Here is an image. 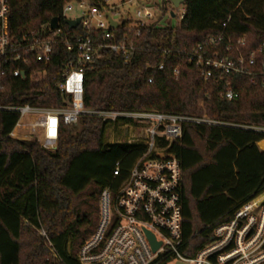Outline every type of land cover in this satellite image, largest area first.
Here are the masks:
<instances>
[{"label":"trees","instance_id":"16d2710c","mask_svg":"<svg viewBox=\"0 0 264 264\" xmlns=\"http://www.w3.org/2000/svg\"><path fill=\"white\" fill-rule=\"evenodd\" d=\"M80 1L101 2L9 0L11 40L22 44L33 32H48L54 18L65 34L77 32L62 13L67 3ZM154 1L160 18L171 1ZM182 6L180 26L157 21L141 30L129 64L108 52L87 66L84 99L92 112H158L217 123L184 124L182 138L159 155L181 162L184 238L198 251L215 226L264 195V132L254 130L264 128V86L231 76L238 98L228 101L225 84L205 81L186 53L221 33L234 41L245 37L247 53L257 49L264 43V0H186ZM72 60L74 54L58 45L48 68L33 60L24 65L26 80L14 76L12 62L2 63L0 105L66 107L57 81ZM40 71L43 77L31 78ZM19 120L17 112H0V264H79L81 247L99 226L103 192L115 200L147 148L142 142H107L110 127L127 121L83 115L76 125L61 126L57 149L49 151L37 140L10 137Z\"/></svg>","mask_w":264,"mask_h":264},{"label":"built area","instance_id":"2783aa9c","mask_svg":"<svg viewBox=\"0 0 264 264\" xmlns=\"http://www.w3.org/2000/svg\"><path fill=\"white\" fill-rule=\"evenodd\" d=\"M112 1L67 3L62 16L65 21L80 19L79 26L72 29H78L77 32L65 34L58 26L54 31L50 28L48 32H33L25 43L17 44L10 38L9 0H0V66L12 62L16 78L27 79L23 68L29 66L31 60L48 68L58 45L74 54V60L57 81L60 94L67 100L66 107L0 105V112L12 111L20 115L10 137L24 140L17 137L18 129L28 130L30 135L39 130L42 133L40 145L55 151L62 125L73 126L83 115H96L104 122L123 120L127 121L124 125L127 128L139 127L141 139L128 143L142 142L147 148L115 200L108 191L103 192L101 220L96 232L81 247L79 264H264V202L257 204L255 199L241 207L231 219L215 226L210 241L198 251H194L184 238L182 165L176 158L159 155L182 138L184 124L217 123L158 112H92L85 108L87 66L97 64L108 52L129 64L139 49L136 38L142 29L157 22L161 11L154 0ZM126 6L128 10L124 9ZM183 10L181 21L185 16ZM75 11L78 15L69 19L68 15ZM111 21L117 23V27H113ZM125 24L128 31L121 32ZM245 41V37L238 41L226 39L221 33L186 53L188 63L205 81L216 78L225 84L224 97L228 101L238 98L229 80L231 76L250 77L254 85L264 86V43L247 53ZM158 70L163 71L164 65ZM44 74L45 71H40L31 78ZM169 129H174L172 134ZM254 130L264 132V128ZM163 141L166 146H162ZM147 233L160 244L156 252ZM200 234L196 233L193 238ZM41 235L46 236L45 232Z\"/></svg>","mask_w":264,"mask_h":264},{"label":"rangeland","instance_id":"374dc122","mask_svg":"<svg viewBox=\"0 0 264 264\" xmlns=\"http://www.w3.org/2000/svg\"><path fill=\"white\" fill-rule=\"evenodd\" d=\"M120 1L121 0H113L112 3H118ZM159 1L161 2V0H159ZM163 2H165V4L168 3L167 0H163ZM167 6H168L167 13L164 14L163 16H161L160 18L159 17L157 18V21H160L159 25H161V26L171 25L174 28L180 26L181 20L179 19V17H180V15H182V13L184 11L183 10L184 7L180 6L178 9H174L171 4H168ZM124 9L128 10L129 7L126 6ZM122 11H124V10H122ZM172 11H174V14L176 15L175 18L171 17ZM77 15H78V11H75L74 13H71L70 15H68V18L73 19ZM27 122L28 121L26 120L25 123H27ZM29 122H31V120ZM173 130L174 129L170 130V134L173 133ZM16 133H17L18 138H21L24 140H37V141H39L40 139H42V133L39 130H37L36 133H34L33 135H30V132L28 130H24V129H18V131H16ZM141 135H142V133H141V130L139 129V127L127 128L126 126H124L122 124L112 125V127H110V129L107 131V142L108 143H115V142L122 143V142H132L134 140L137 141V140L141 139L140 138ZM263 202H264V195H262L261 197H259L256 200L257 204H261Z\"/></svg>","mask_w":264,"mask_h":264},{"label":"water","instance_id":"95a60500","mask_svg":"<svg viewBox=\"0 0 264 264\" xmlns=\"http://www.w3.org/2000/svg\"><path fill=\"white\" fill-rule=\"evenodd\" d=\"M171 1V4L172 6L177 9L179 8L181 5H183L185 3L186 0H170ZM174 16V14H172V17ZM66 24L71 28V29H74L76 27L79 26L80 24V19L76 20V21H66ZM111 25L113 27H117V23L111 21ZM50 28L52 31L56 30L58 28V19L57 18H54L52 21H51V25H50ZM148 235V238L152 244V247H153V251L156 252L160 246L159 243L156 242L155 240V237L150 234V233H147ZM178 264H183V263H178Z\"/></svg>","mask_w":264,"mask_h":264},{"label":"bare ground","instance_id":"6f19581e","mask_svg":"<svg viewBox=\"0 0 264 264\" xmlns=\"http://www.w3.org/2000/svg\"><path fill=\"white\" fill-rule=\"evenodd\" d=\"M171 130V129H170ZM261 147L264 149V142L263 143H261ZM257 200V199H256ZM256 200H255V202H256Z\"/></svg>","mask_w":264,"mask_h":264},{"label":"crops","instance_id":"0c3cea01","mask_svg":"<svg viewBox=\"0 0 264 264\" xmlns=\"http://www.w3.org/2000/svg\"><path fill=\"white\" fill-rule=\"evenodd\" d=\"M262 142H264V141H262ZM260 144V143H259ZM259 144H258V146H259ZM259 148L261 149V147L259 146ZM262 150V149H261ZM263 151V150H262Z\"/></svg>","mask_w":264,"mask_h":264}]
</instances>
